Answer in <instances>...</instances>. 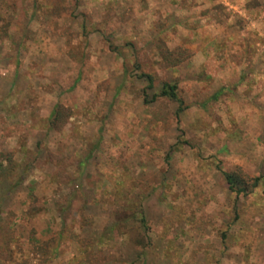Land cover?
Segmentation results:
<instances>
[{
    "label": "rangeland",
    "instance_id": "374dc122",
    "mask_svg": "<svg viewBox=\"0 0 264 264\" xmlns=\"http://www.w3.org/2000/svg\"><path fill=\"white\" fill-rule=\"evenodd\" d=\"M0 264H264V0H0Z\"/></svg>",
    "mask_w": 264,
    "mask_h": 264
},
{
    "label": "trees",
    "instance_id": "16d2710c",
    "mask_svg": "<svg viewBox=\"0 0 264 264\" xmlns=\"http://www.w3.org/2000/svg\"><path fill=\"white\" fill-rule=\"evenodd\" d=\"M140 79H145V82L148 83V88L152 89L153 87V80L149 75H140L139 76ZM160 98H166L168 100H172V101H177L180 104H182L181 99L178 96V87L175 83H171V82H165L161 85V87L158 89L157 92H155L152 97H151V102ZM178 113L180 112V110L177 111ZM70 117V115L66 114V110L61 107L60 105H56L55 109L53 110L51 116H50V123H49V129H57L60 130L62 125H64V123L68 120V118ZM61 124V125H59ZM6 161L9 163L7 169L8 171L4 170V172L11 174L9 171H12L13 169H15L17 166H19L20 164L16 163L13 161V165L10 166V159H6ZM12 164V163H11ZM84 161L80 162L79 167H83L84 166ZM26 170V167H25ZM223 177H224V181L226 182L228 189L230 192L235 193V195L239 196L241 194H247L248 190H249V184L247 182H245V179L242 176H237L233 173H225L223 172ZM261 178H256L253 180V183L251 185V188L255 187L258 183V181ZM22 180V179H21ZM71 205V201H68V206ZM138 214V213H137ZM140 215V220L139 222L141 224L145 223V219L143 218V215ZM119 227V225H117L116 222L113 223V225L111 226L110 231L113 232L115 230H117Z\"/></svg>",
    "mask_w": 264,
    "mask_h": 264
}]
</instances>
